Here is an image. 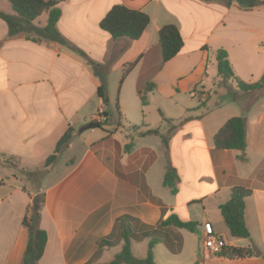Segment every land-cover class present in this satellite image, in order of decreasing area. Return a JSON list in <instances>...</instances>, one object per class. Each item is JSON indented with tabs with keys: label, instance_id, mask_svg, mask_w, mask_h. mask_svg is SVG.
Listing matches in <instances>:
<instances>
[{
	"label": "crops",
	"instance_id": "0c3cea01",
	"mask_svg": "<svg viewBox=\"0 0 264 264\" xmlns=\"http://www.w3.org/2000/svg\"><path fill=\"white\" fill-rule=\"evenodd\" d=\"M116 5L149 17L139 39L113 40L100 29ZM56 7L64 46L32 32L45 30L47 12L15 36L0 18V264H22V220L37 184L44 196L39 227L47 235L37 264L110 262L123 245L115 224L124 217L136 221L126 228L133 256L143 259L149 239L141 234L170 215L195 223L196 232L164 229L155 264H264V87L237 86L264 74V1L249 10L227 0H61ZM0 13L17 18L8 0H0ZM169 25L183 47L163 63L157 35ZM218 50L227 54L229 80L218 76ZM99 113L106 126L87 129ZM234 117L245 121L244 152L216 150L214 135ZM69 127V148L34 183L29 172L43 169ZM151 130L167 137L166 148L160 136L144 135ZM166 158L179 179L175 195L163 186ZM234 187L251 192L249 239L225 246L251 244L257 257L228 260L202 246L204 223L222 233L219 208Z\"/></svg>",
	"mask_w": 264,
	"mask_h": 264
},
{
	"label": "trees",
	"instance_id": "16d2710c",
	"mask_svg": "<svg viewBox=\"0 0 264 264\" xmlns=\"http://www.w3.org/2000/svg\"><path fill=\"white\" fill-rule=\"evenodd\" d=\"M61 0H8L12 10L17 15V18L6 16L0 13V18L3 19L8 26L10 36H15L25 30V27L30 25L41 14L48 13L47 26L45 32L55 34V25L60 17V11L56 7ZM203 2H215L222 0H201ZM264 0H227L228 4L234 2L239 8L249 10L257 7ZM149 17L142 12L130 10L123 5H116L110 9L106 16L102 19L99 26L100 29L113 40L126 38L129 40H137L145 32L149 26ZM158 43L161 49L162 62L166 63L178 55L183 47V40L174 26H165L161 28L157 35ZM217 72L218 76L224 80L233 78L227 54L224 50L216 52ZM135 63L127 65L122 73L121 80L132 70ZM103 86L99 89V96L103 95ZM237 86L241 91H256L264 87V74L261 79L254 84L247 85L237 81ZM144 104L145 98L141 97ZM103 123H98V128L102 129ZM144 135L160 136L157 130H151ZM73 138V129L69 127L61 136L55 145L53 153L45 160L44 167L41 171L29 172L33 178L34 183L38 181V176L47 172L50 167L55 164L61 153L69 148L70 142ZM163 146L167 147V137L160 136ZM96 145V144H95ZM95 145H92L94 147ZM213 146L216 150H234L244 152L245 143V121L242 117H234L225 122V124L218 130L213 137ZM131 146H127L130 149ZM241 161L244 158H240ZM166 170L163 178V186L167 188L171 195L177 193L178 176L176 170L171 166L170 161L166 158ZM37 178V179H36ZM37 195L32 198V202L23 217L22 226L27 230L28 241L23 256L22 264H37L43 256L45 245L47 242L46 232L40 229L39 220L41 209L44 204V196L40 193L38 184L36 186ZM251 194L247 189L241 187H234L230 190L229 199L220 206V214L223 223L231 238L235 239H249V232L245 226L244 211L245 200ZM135 225L136 221L131 218H120L115 224V227L121 228V236L123 245L121 251L113 257V259L106 264H155L153 260V248L160 243L163 230L173 227L180 230H185L190 233L196 232V224L193 222H182L175 215H170L165 220H162L158 225L147 232L142 233L143 238H148L149 243L147 247L146 257L139 259L133 256L131 252V238L132 234L126 226ZM109 237L99 242V247L102 248L107 245ZM167 248L172 251V244L166 243ZM228 260L234 259H249L257 257L253 246L249 244L247 248L224 247L222 252L218 255Z\"/></svg>",
	"mask_w": 264,
	"mask_h": 264
},
{
	"label": "built area",
	"instance_id": "2783aa9c",
	"mask_svg": "<svg viewBox=\"0 0 264 264\" xmlns=\"http://www.w3.org/2000/svg\"><path fill=\"white\" fill-rule=\"evenodd\" d=\"M201 242L204 250L211 255H219L225 247L224 240L214 232L210 223L202 225Z\"/></svg>",
	"mask_w": 264,
	"mask_h": 264
},
{
	"label": "water",
	"instance_id": "95a60500",
	"mask_svg": "<svg viewBox=\"0 0 264 264\" xmlns=\"http://www.w3.org/2000/svg\"><path fill=\"white\" fill-rule=\"evenodd\" d=\"M31 30L36 36L40 37L43 40H46V41H49V42H52V43H56V44H59V45H62V46H64L66 44L65 40L63 38H61L60 36L55 35V34H49V33L45 32L43 29H41V28L31 27ZM92 127H97L98 128L99 127L98 123L95 122V123L90 124L87 127V129L88 128H92Z\"/></svg>",
	"mask_w": 264,
	"mask_h": 264
},
{
	"label": "rangeland",
	"instance_id": "374dc122",
	"mask_svg": "<svg viewBox=\"0 0 264 264\" xmlns=\"http://www.w3.org/2000/svg\"><path fill=\"white\" fill-rule=\"evenodd\" d=\"M111 86H113V85H111ZM114 86H116V85H114ZM202 99V98H201ZM156 118H157V115L155 114L154 115ZM110 120H112V115L110 116ZM95 122L96 123H103V127L104 126H106L105 124H106V122H105V120H104V118H103V114L102 113H99L98 115H97V119L95 120ZM76 132H78V131H76ZM94 133H99L98 131L97 132H94ZM221 228H222V233H221V231L220 232H218L217 234H218V236H220L223 240H225V241H230V240H232V238L229 236V234H228V232H227V230H226V228H225V226L223 225V223L221 222ZM220 228V229H221Z\"/></svg>",
	"mask_w": 264,
	"mask_h": 264
}]
</instances>
